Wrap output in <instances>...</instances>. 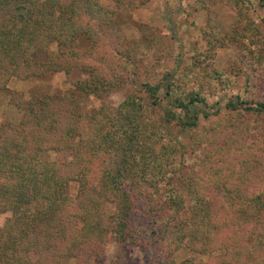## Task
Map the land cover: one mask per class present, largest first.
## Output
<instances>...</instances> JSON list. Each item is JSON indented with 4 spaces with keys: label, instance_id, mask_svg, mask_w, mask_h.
Returning <instances> with one entry per match:
<instances>
[{
    "label": "trees",
    "instance_id": "obj_1",
    "mask_svg": "<svg viewBox=\"0 0 264 264\" xmlns=\"http://www.w3.org/2000/svg\"><path fill=\"white\" fill-rule=\"evenodd\" d=\"M112 1L0 0V92L12 78L86 75L63 93L12 97L22 116L0 124V213L10 212L0 264H93L109 238L154 240L156 264H264V130L250 126L264 119V0H180L184 13L207 12L208 49L157 80L121 39L122 21L148 0ZM231 42L241 49L233 69L212 68V49ZM127 82L116 107L78 113L79 92L102 98ZM218 86L222 106L208 98ZM183 246L208 258L176 262Z\"/></svg>",
    "mask_w": 264,
    "mask_h": 264
},
{
    "label": "rangeland",
    "instance_id": "obj_2",
    "mask_svg": "<svg viewBox=\"0 0 264 264\" xmlns=\"http://www.w3.org/2000/svg\"><path fill=\"white\" fill-rule=\"evenodd\" d=\"M100 1L111 9L115 8L112 0ZM224 8L226 11L224 14L231 19L235 10L228 6H224ZM255 12L261 19H264V7L259 6L258 3H255ZM207 17L205 10L184 13L180 0H148L135 9L125 21H122L120 25L122 38H119L124 40L123 46L128 48L131 61H135L140 66L139 71L142 75H148L149 78L157 80L161 76V74L157 75V71L167 70L175 76L193 60L191 55L194 54V51L203 53L208 49L201 35V28L206 25ZM239 24L242 29L244 20H241ZM240 53L241 49L232 42L226 47H216L212 49L213 56L208 59V64L216 70L227 73L235 66V61ZM115 60L119 59H114V62ZM92 64L99 67L101 73L107 72L104 70L106 64L102 65L95 61H92ZM262 74L264 75V72ZM84 78L86 75L79 70H73L69 74L61 71L43 78L23 81L12 78L7 89L0 92V124L18 122L22 116V109L11 103L12 97L26 101L32 95L63 93L75 89L76 82ZM133 85L132 82H127L122 86L111 87L107 93H104V96H101L102 98L79 92L78 113L84 114L99 107L102 103L116 107L130 93ZM220 88L221 86H218L215 92H209L210 89H208L207 93L210 102L220 101L222 106L227 97ZM258 89L259 93L256 92L258 96L264 95V83ZM250 126L264 130V119L252 118ZM260 142L264 144V139ZM42 158L52 160L55 158V154L48 152ZM76 188V183H72L70 192L74 193ZM222 199L229 200L227 195H223ZM141 215L137 223L147 228L150 227L151 218L144 214ZM9 216L10 212L0 213V227ZM161 254V245L152 239H145L139 244H130L118 243L115 239L109 238L104 244L103 256L94 258L93 264H156L157 258ZM213 255L219 257L222 255V251L215 252ZM186 258L199 261L206 260L208 255L190 251L184 246L174 254L176 262H181Z\"/></svg>",
    "mask_w": 264,
    "mask_h": 264
}]
</instances>
